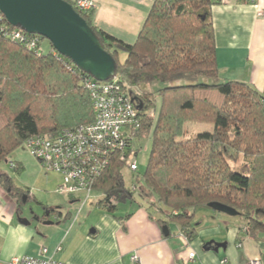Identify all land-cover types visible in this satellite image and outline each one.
I'll list each match as a JSON object with an SVG mask.
<instances>
[{
  "label": "trees",
  "instance_id": "obj_1",
  "mask_svg": "<svg viewBox=\"0 0 264 264\" xmlns=\"http://www.w3.org/2000/svg\"><path fill=\"white\" fill-rule=\"evenodd\" d=\"M68 1L116 60L115 74L109 79L120 76L132 89L140 123L130 142L136 156L134 139L152 131L146 170L143 174L133 172L137 183L132 189L126 186V162L113 157L91 185L92 191L103 193L98 204L114 213L118 203L140 204L134 197L137 192L193 241L198 236L192 223L196 213L220 202L238 211L243 220L241 231L262 235L264 91L244 82L220 80L211 9L223 2L155 0L137 39L128 43L94 24L95 2L83 11L77 6L79 0ZM3 25L7 30L28 33L6 19ZM44 38L39 37L41 50L37 52L0 32V162L7 161L8 155L33 135L55 137L64 129L94 120L85 82L95 78L69 58L55 54L52 43L44 51ZM120 52L126 54L124 61L119 60ZM201 77L213 82L199 80ZM192 80L197 82L176 84ZM155 82L164 87L156 91L143 88ZM134 87L142 92L136 93ZM189 122L213 123L214 130L179 140ZM23 168L17 163L14 167L18 171ZM0 185L16 199L21 214V205L34 196L30 189L15 185L1 169ZM42 205L44 218L48 212L63 216L59 207ZM70 217L69 212L64 219ZM158 221L169 229L166 220ZM238 242L242 245V240Z\"/></svg>",
  "mask_w": 264,
  "mask_h": 264
},
{
  "label": "crops",
  "instance_id": "obj_2",
  "mask_svg": "<svg viewBox=\"0 0 264 264\" xmlns=\"http://www.w3.org/2000/svg\"><path fill=\"white\" fill-rule=\"evenodd\" d=\"M154 1L94 0V24L133 43ZM211 12L220 80H236L264 91V0H230L213 5ZM60 181L61 176L57 185ZM69 199L71 203L78 202L75 198ZM42 204L50 206L48 202ZM82 206L79 205L81 209ZM18 208L16 199L0 185V256L3 260L38 256L44 246L48 249L47 256L71 264H135L131 260L134 253L141 258L139 264H247L253 258H260L264 264V233L259 237L247 235L240 230L243 223L239 220L235 224L230 221L222 224L215 219L212 226L198 223L197 238L188 241L179 225L172 229L169 223L170 234L166 236L163 227L167 224L158 221L163 218L161 212L147 202L132 204V209L120 217L100 216L90 232L89 218L85 221L75 218L76 222L69 228L46 227L20 221ZM50 215L42 216V220L49 221ZM71 217L74 216L71 214ZM210 240L225 241L227 246L218 252L204 250L205 242ZM238 240H242V245ZM193 251L196 257L190 259Z\"/></svg>",
  "mask_w": 264,
  "mask_h": 264
},
{
  "label": "built area",
  "instance_id": "obj_3",
  "mask_svg": "<svg viewBox=\"0 0 264 264\" xmlns=\"http://www.w3.org/2000/svg\"><path fill=\"white\" fill-rule=\"evenodd\" d=\"M219 1L225 3L230 0ZM94 5L93 0H79L77 3L78 8L83 11ZM3 19L6 18L0 11V32L24 44L29 50L40 52V35L7 30ZM54 53L59 52L54 48ZM85 85L91 97L93 121L73 129H64L55 137L33 135L24 142L45 169L61 176L56 190L78 201L82 200L83 192L89 196L93 181L109 167L113 157L125 161L124 168L131 172L138 170L136 155L132 152L130 142L139 130L140 123L130 85L122 83L120 76L105 81L89 79ZM11 164L15 167L14 162ZM47 252L48 249L43 246L38 256L23 255L10 260H3L0 256V264H71L47 256ZM195 257L194 251L189 254L190 259ZM131 260L139 264L141 258L134 253ZM247 264L262 262L260 258H253Z\"/></svg>",
  "mask_w": 264,
  "mask_h": 264
},
{
  "label": "rangeland",
  "instance_id": "obj_4",
  "mask_svg": "<svg viewBox=\"0 0 264 264\" xmlns=\"http://www.w3.org/2000/svg\"><path fill=\"white\" fill-rule=\"evenodd\" d=\"M94 1V0H93ZM42 46L44 51H48L51 47V42L49 39L44 38L42 41ZM126 58V54L124 52L119 53V60L124 61ZM199 80L207 81L212 79L207 78H199ZM196 83L197 80H192L188 82H176L179 83ZM164 87L162 83H152L146 86H143L145 90L156 91L160 88ZM136 93L142 92L140 88L134 87ZM214 130L213 123H198V122H189L184 127V134L179 137V140L188 139L190 137L195 136L199 132ZM152 131L150 134L146 136H139L133 141L134 149L138 151V155L135 157L137 165H138V173L143 174L146 170L148 160L152 150ZM11 162H15V164H23L24 168L21 171L15 170L14 166H12ZM0 169L6 173H8L15 185H20L23 188H31L33 197L29 200V202L23 203L21 215L24 218H27L31 223H40L42 226H56L69 228L72 223L76 222V219L79 217V220L85 221V219L89 218V226L88 232L91 231L93 227V222L96 221L100 216L104 214H113L117 217L119 215H124L126 212L132 209L133 202L126 203H118L117 210L114 213L108 211V209L104 206L98 204V201L103 198V193L99 190L92 191L87 197V193L82 194V200L78 202L71 203V200L68 196L60 194L57 189V180L59 179V175L53 171H49L45 169L39 160L35 158L29 149L27 148L25 143L17 146L7 157V161L3 160L0 162ZM123 174L125 177L126 186L132 189L133 185L136 182L133 176V172L129 169L124 168ZM141 182H143L141 180ZM87 197V198H86ZM135 199L139 203L146 202L139 195V193L135 192ZM86 198V199H85ZM153 199L157 201V197L153 196ZM23 202L26 201L25 196L22 197ZM49 203L52 207H59V210L63 213V216L59 217L58 213L52 212L50 215V220H42L41 217L45 213L43 209V205L41 203ZM82 209L79 205H82ZM134 204V203H133ZM135 205V204H134ZM162 206V205H161ZM155 208V206L153 207ZM157 209V208H156ZM154 209V210H156ZM102 210V211H101ZM158 210V209H157ZM71 213L74 217H70V221L64 219L68 213ZM156 213V211H155ZM162 219L166 220L170 223L172 229L176 228L178 225L174 220H170L164 214L161 213ZM216 216L215 218H213ZM76 218V219H75ZM84 218V219H83ZM100 218V219H101ZM75 219V220H73ZM222 221H230L231 224L237 223L239 220L243 223V220L239 215L232 216L223 212L215 211L213 209H203L196 213L195 218L193 219V226L199 223L201 226L205 225H213L214 220ZM67 220V221H66ZM66 221V222H65ZM215 224V223H214ZM223 224V222H222Z\"/></svg>",
  "mask_w": 264,
  "mask_h": 264
},
{
  "label": "water",
  "instance_id": "obj_5",
  "mask_svg": "<svg viewBox=\"0 0 264 264\" xmlns=\"http://www.w3.org/2000/svg\"><path fill=\"white\" fill-rule=\"evenodd\" d=\"M0 11L11 25L49 39L55 50L95 79L105 81L115 74L117 64L113 55L68 0H0ZM209 207L232 216L238 215L235 208L224 203L212 202ZM46 214L50 215L49 212ZM18 218L26 224L31 223L20 213ZM163 231L166 236L170 234L166 225ZM226 246L225 241L210 240L203 248L218 252Z\"/></svg>",
  "mask_w": 264,
  "mask_h": 264
}]
</instances>
